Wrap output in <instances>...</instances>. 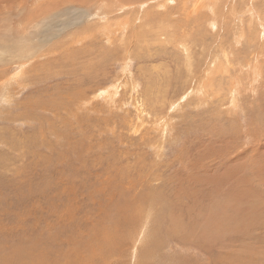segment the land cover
I'll return each mask as SVG.
<instances>
[{
	"label": "rangeland",
	"instance_id": "1",
	"mask_svg": "<svg viewBox=\"0 0 264 264\" xmlns=\"http://www.w3.org/2000/svg\"><path fill=\"white\" fill-rule=\"evenodd\" d=\"M42 1L0 0V264H264V0Z\"/></svg>",
	"mask_w": 264,
	"mask_h": 264
},
{
	"label": "bare ground",
	"instance_id": "2",
	"mask_svg": "<svg viewBox=\"0 0 264 264\" xmlns=\"http://www.w3.org/2000/svg\"><path fill=\"white\" fill-rule=\"evenodd\" d=\"M46 1V0H45ZM44 0L42 1V2H45ZM72 1H75V2H77V4L79 3V4H82V5H84L85 3L87 4V6L88 5H90L93 1H95V0H54V4H56V3H58V2H65V3H72ZM92 1V2H91ZM109 1H110V3H109ZM123 2H134V4L133 5H137V2L139 1V0H128V1H126V0H122ZM122 1L121 0H101V2H103V6H105L106 8H107V6H106V4L107 5H109L110 6V9L111 10H113V8H115L116 6H122L123 4H122ZM10 2V1H9ZM19 2V1H18ZM22 2V1H21ZM49 2H52V0H48V3ZM74 2V3H75ZM115 2L117 3V4H115ZM4 3V2H3ZM16 3H17V1H16ZM46 3V2H45ZM64 3V4H65ZM120 3H121V5H120ZM22 4H23V2H22ZM85 4V5H86ZM212 4V3H211ZM20 5H21V3H20ZM19 5V6H20ZM215 5V4H214ZM9 6H11V5H9ZM42 6V5H41ZM47 6V5H46ZM69 6V5H68ZM43 7V6H42ZM22 8H24V7H22ZM121 8V7H120ZM44 10H46V7L44 6ZM209 10V9H208ZM58 11H60V10H58ZM42 14V13H41ZM53 17V16H52ZM52 19V18H51ZM35 23V22H34ZM17 24H19V23H17ZM43 25V24H42ZM7 31H10V30H7ZM2 33V35H4L5 34V32L3 33V32H1ZM7 33H9V32H7ZM4 40H6V39H4ZM252 63V62H251ZM256 65V64H255ZM13 79V78H12ZM7 81V80H6ZM236 91V90H235ZM116 92V91H115ZM112 98V97H111ZM239 107V106H238Z\"/></svg>",
	"mask_w": 264,
	"mask_h": 264
}]
</instances>
